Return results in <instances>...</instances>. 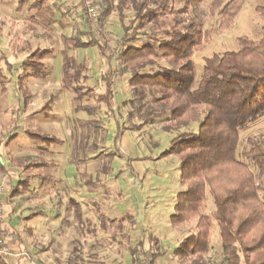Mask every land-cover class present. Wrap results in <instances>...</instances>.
<instances>
[{
	"label": "rangeland",
	"instance_id": "1",
	"mask_svg": "<svg viewBox=\"0 0 264 264\" xmlns=\"http://www.w3.org/2000/svg\"><path fill=\"white\" fill-rule=\"evenodd\" d=\"M31 1L22 4V0H0V77L3 79V85L0 83V138L4 140L0 143L1 154L6 169L12 172L10 177L20 181L28 179L27 189L20 190L17 197L8 198L10 202L7 203L11 208V226L18 240L37 264H133L130 248L139 242L142 248H136L138 262L150 252L156 255L152 256L154 264H189L180 261L174 250L183 238L195 232L197 218L178 227L169 224L176 194L181 190L180 164L175 157H160L169 147L170 139L187 129L168 131L165 129L168 125L166 115L151 120L145 108L134 109L130 103L134 94L128 86L129 77L120 72L114 76L112 107L116 118H113L97 99L105 89V68L115 66L114 60L107 58L110 55L106 45L87 29L83 13L68 0L59 8L56 0H45L40 10L27 9ZM211 1L205 0L189 9V16L201 22L204 29L216 28L220 22L209 10ZM258 3L259 0H245L232 27L212 35L204 50L193 56L197 73L205 57L235 50L238 37H260L264 21L254 11ZM180 5L177 2L175 8L179 9ZM97 6L99 14L100 6ZM125 14L131 18L132 12ZM119 25L118 16L113 12L99 21L98 29L118 39ZM171 25L170 17L161 18L160 28ZM93 38L105 47V54L97 46L75 47L79 41L87 43ZM113 46L119 49L120 45L113 42ZM37 48L50 50L40 60L43 66L35 68L36 72L43 67L47 76L27 80L29 95L25 96L20 93L17 78L21 62ZM75 61L87 64L91 75L84 73ZM70 89L75 90L71 92ZM46 103L48 106L44 107ZM154 110L161 111L155 107ZM122 124L135 143L141 158L139 163L145 167L144 176L131 173L128 163L131 150L126 149V155L118 154L122 146L115 136L118 125ZM190 128L195 130L196 125ZM31 134L60 142L32 138ZM261 135H264V116L241 132L239 151L247 138ZM10 136L14 137L8 139ZM71 167L90 172L91 177L85 179L86 188L104 192L108 197L104 203L114 206L112 198H115L120 206H127L134 226L130 225L129 218L119 221L128 213L124 212L125 208L106 209L100 205L82 210L84 225L80 227L71 206L65 203L66 196L74 195L75 191L62 188L64 181L67 182L64 174ZM36 180L44 182L45 186L37 189ZM51 192L61 196L60 199L55 197L56 202L60 201L58 209L51 210L58 205L48 199L43 203L46 210L42 215L24 220L40 209L36 199ZM125 199L127 204L123 203ZM213 210V201L207 196L203 213ZM99 213L106 226L104 231L100 229ZM121 228L126 232L123 235L119 233ZM205 257L209 262L222 258L214 223L210 249Z\"/></svg>",
	"mask_w": 264,
	"mask_h": 264
},
{
	"label": "trees",
	"instance_id": "2",
	"mask_svg": "<svg viewBox=\"0 0 264 264\" xmlns=\"http://www.w3.org/2000/svg\"><path fill=\"white\" fill-rule=\"evenodd\" d=\"M99 1L98 20L102 22L116 12L120 24L117 38L123 41L116 49L115 66L104 74L105 89L98 101L116 118L112 107L114 76L126 73L134 94L130 101L134 109L145 108L151 120L166 115L168 131L187 129L172 137L169 147L160 154L161 158L175 157L180 164L181 190L176 194L169 224L178 227L197 218L195 232L181 240L174 255L189 264H264V135L247 138L239 151L241 132L264 116V25L259 38L238 37L235 50L205 57L197 73L193 56L204 50L212 35L232 27L245 0H212L209 10L220 22L209 29L189 16L190 7L196 8L205 0ZM177 2L181 3L179 9L175 8ZM43 6L44 0H36L30 9L40 10ZM126 11L132 12L131 18ZM254 11L264 21V0H259ZM163 17L171 18L169 28H160ZM90 46H97L105 54V47L95 38L87 43L79 41L75 47ZM49 53V49L37 48L21 62L17 78L20 93L29 95L27 80L47 76L43 67L36 72L35 68L43 66L40 60ZM0 83L3 85L2 76ZM154 107L161 111L156 113ZM191 125L196 129L189 130ZM124 130L128 128L118 125L115 140ZM30 136L60 142L37 134ZM5 165L0 144V174H4ZM26 187L28 179L17 180L8 198L19 196ZM207 196L214 210L204 214ZM71 206L77 224L83 227L81 205L72 200ZM37 215L31 213L24 220ZM98 216L104 231L103 216ZM127 218L133 227L131 216L119 221ZM213 223L222 252L218 262H209L205 257ZM119 231L121 235L125 232L124 228ZM136 248H142V242L130 248L133 264H138Z\"/></svg>",
	"mask_w": 264,
	"mask_h": 264
},
{
	"label": "crops",
	"instance_id": "3",
	"mask_svg": "<svg viewBox=\"0 0 264 264\" xmlns=\"http://www.w3.org/2000/svg\"><path fill=\"white\" fill-rule=\"evenodd\" d=\"M34 1H36V0H32L31 2H29L27 4V9H30V5ZM66 1L67 0H56L55 1L56 6L57 7H58V5L61 6L60 4L63 2L65 3ZM68 1L73 3L71 0H68ZM25 2H27V0H25ZM77 9L79 10L78 7H77ZM75 65H77L78 67H82V69L84 70V73L91 75L90 69L88 67H86L87 64H85V63L82 64V63H79L78 61H75ZM106 70L107 69L105 68L103 75L105 74ZM70 90H71V92L72 91L74 92V90H72V89H70ZM118 141H119L120 145L122 146L121 151L118 152L119 155H126L125 154L126 149L131 150L132 155L128 156L129 157L128 163H129L130 168H131V173L135 176H138V177L144 176L146 173L145 167L141 163H139V160L141 158H139V156H138L137 149L135 147V143H134L132 137L130 136V132L128 130L122 131V133L120 134V136L118 138ZM110 172H111V170H110ZM11 174H12V172L8 171V169H5L4 174H0V184H2V178H4V185H3L4 187H3V190L0 191V198L3 201V208L2 209H3L4 215H5L4 221H3V228L8 229L12 233L11 236H9L8 238L5 239L4 246L7 247L8 250L12 253V256L8 257L7 259L0 258V264H31L28 262V260L17 256L18 253H20L21 251H26V250L24 249L22 243L18 240V236H17L16 231L11 226L13 220L11 219L10 205L7 204L10 202V199H8V195L10 193L9 188L14 185V184H12V182H17V180L15 178L10 177ZM8 175H9V177H7ZM64 177L67 180V182L64 181V184H63L64 186L62 188H66V189L70 188V189H73L75 191L74 195L66 196V202H65L66 204H69L71 206V201L73 200V201H76L77 203H79L81 205L82 210H84L86 208H94V207L98 208V207H101L100 205H102V206L106 207V209L110 208V209H119L120 210L122 208L123 209L125 208L124 212H128L127 206L126 207L120 206L118 204L119 203L118 200H116L115 198L114 199L112 198V201H114V203H115L114 206L113 205H107L106 204L107 202L104 203L105 202L104 200H106L108 197H106L107 195H105L104 192L102 193V192H97V191H91V190L86 188V185H88V184H87L85 179L91 177L89 171H87V170L80 171V170L75 169L74 167H71L70 170H68L64 174ZM6 178H8V180H6ZM80 179H83V180H80ZM53 182H55V179L53 180ZM36 185H37V189L39 186H45L44 182H42L40 180H36ZM52 191H53V189H52ZM79 191H83V192H79ZM36 192H38V191L36 190ZM38 194H39V192H38ZM55 197L56 198L58 197L60 199L61 196H58L54 192H51V194H44V196L41 194L40 197H38L36 199L37 205L40 206V209L38 208L36 210V213H38V215L43 214V211L46 210L43 206V203L45 201H47L48 199H50L51 202L54 201V203L58 205L57 207L54 206L50 209L51 210H57L59 207L60 201H59V199H57V202H56ZM123 203L127 204L126 199L124 200ZM52 205H53V203H52ZM71 208H72V206H71ZM126 214L127 215H125V214H123V215L129 216V212ZM91 236L92 235H90L89 237H91Z\"/></svg>",
	"mask_w": 264,
	"mask_h": 264
},
{
	"label": "built area",
	"instance_id": "4",
	"mask_svg": "<svg viewBox=\"0 0 264 264\" xmlns=\"http://www.w3.org/2000/svg\"><path fill=\"white\" fill-rule=\"evenodd\" d=\"M83 13L86 20V27L93 31L95 37L99 38L104 45H106V51L112 57V59L117 58V52L115 46H113V42L117 45H121L122 41L120 39L114 40L111 35L101 33L98 29L99 20H98V6L96 0H71ZM4 140L0 138V143ZM4 178H2V184H0V191L3 190ZM3 201L0 198V258L7 259L12 256V253L8 250L7 247L4 246V241L6 238L12 235V233L3 228L4 221V211H3ZM18 257L24 258L28 260L31 264H37L33 257L26 251H21L17 254ZM152 254L145 253L138 262V264H154V260L152 258Z\"/></svg>",
	"mask_w": 264,
	"mask_h": 264
}]
</instances>
